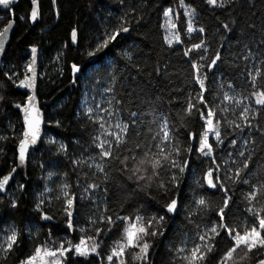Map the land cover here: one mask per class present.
I'll return each mask as SVG.
<instances>
[{
  "label": "snow or ice",
  "instance_id": "1",
  "mask_svg": "<svg viewBox=\"0 0 264 264\" xmlns=\"http://www.w3.org/2000/svg\"><path fill=\"white\" fill-rule=\"evenodd\" d=\"M125 2L120 0L121 8ZM29 4L30 9L18 19L34 25L43 15L41 0H29ZM0 6L9 13L0 28L3 54L17 17L14 0H0ZM143 7L138 8L132 0L115 20L110 12L102 28L96 29L78 53L89 64L99 63L100 68L88 73L87 66L75 58L70 64L65 60L70 84L91 81L95 94L90 100L86 91L75 112L88 140L86 146L81 139L73 141L83 149L70 158L75 183L68 172L48 171L41 177L43 188L34 194L30 210L24 200L27 172L26 182H17L10 191L11 182L26 168L41 142L48 145L47 151L55 148L56 155L65 157L69 146L55 136L44 139L46 123L56 129L64 125L59 118L49 120L39 100L40 81L48 75L38 71L39 46L28 44L21 54L23 63L3 71L7 82L0 80V103L5 102L2 93L9 83L25 94L11 105L19 112L20 130L10 122L12 135H0V142L15 141L9 170L4 173L0 168V207L4 209L0 212V264H93L97 258L98 264H130L129 256L131 264H155L153 250L169 232L167 264H264V0H201V6L196 0H179L181 12L171 6L157 9L163 18L158 24L163 30V46L175 51L182 45L178 55L189 66L187 91L174 90L183 98L170 95L167 112L157 107L143 111L135 103L136 94L125 88L133 71L139 75L147 69L137 59L143 55L139 45L122 44L134 25L144 23ZM257 8L259 14L254 11ZM201 11L219 13L214 16L217 35L221 29L235 34L240 27L235 35L240 52H231V59L223 52L225 35H219L220 46L213 50L208 28L199 20ZM51 12L57 20L61 18L59 0H51ZM224 14L227 21L221 19ZM239 15L246 17L243 24ZM70 36L79 48L78 23L71 27ZM113 49H118L116 56L105 64ZM64 57L60 50L51 63L60 65ZM224 63L235 70V76L226 81L221 71ZM166 68L157 62L148 72L149 79L165 73ZM57 72L64 76V65ZM50 83L56 81L50 79ZM156 99L165 104L163 96ZM0 157L6 158L4 147H0ZM37 166L43 170L57 165ZM196 171L200 175L192 195L185 198L181 189L185 174ZM117 179L128 194L114 201L112 185ZM153 191L162 203L151 195ZM209 192L211 195H206ZM141 194L142 199H133ZM81 202L90 205L82 220L78 219ZM182 204L184 216L177 224ZM54 205H59V223L56 214H50ZM20 211L27 213L23 226L11 216ZM44 224L49 225L46 232Z\"/></svg>",
  "mask_w": 264,
  "mask_h": 264
},
{
  "label": "trees",
  "instance_id": "2",
  "mask_svg": "<svg viewBox=\"0 0 264 264\" xmlns=\"http://www.w3.org/2000/svg\"><path fill=\"white\" fill-rule=\"evenodd\" d=\"M132 0H126L125 7L121 8L120 0H59V5L61 9V18L56 19L55 15L51 12V0H41L42 6V17L39 22L34 25L25 24L19 21L18 17L20 15L26 14L30 9L29 0H20L19 4L14 6L16 12V27L11 37L10 43L4 54V61L10 62L11 65H21L23 63L21 59V54L24 52L28 44H37L40 49V55L44 56L48 61L49 66L47 68V76H45L40 81L39 87V100L47 116V109L52 106H55L56 118H59L63 121L64 127L61 129H56L51 127L47 123L45 124V132H50L56 135L59 140H63L68 144V157L64 155H56V149L52 148L51 151H47L48 145L41 142L39 147L35 150L38 154L29 160L25 169H21L16 174V179L14 183L17 182L24 183V173L28 174V192L25 194L24 200L27 203L29 210L31 209V200L35 194L34 185H39L43 188L44 181L41 179L43 175L47 174V168L40 169L37 165L39 163H44L48 165L53 163L57 165L55 167V172L57 173H69V180L74 184L75 175H72V166L70 164V158L75 154L79 155L83 150L80 145L73 143L77 139H81V142L85 144L88 140V133L84 132L81 128L82 120H79L75 116V112L78 110L79 100H80V87L79 83L75 86L70 84L71 74L70 69L65 64V60L70 64L75 58L78 62L85 64L88 68L97 65V68H100L99 63L89 64V61L85 56L79 55L84 46L88 43L90 37L95 34L96 29L102 28L103 23L109 19V13H112L111 19L115 20L123 11L127 10V6L131 3ZM179 0H135V4L138 8L143 7L144 12V23L135 26L132 33L128 36L126 41H122V44L125 47H132L134 44L139 45L140 51L143 55H138L137 59L141 61L142 64L147 65V69L144 73L137 75L135 71L131 73V77L125 81V88L128 92H134L136 94L135 103L139 104L142 107L143 111H148L149 107H157L162 111L167 112L168 107L166 101L168 97L172 94H175L182 99L183 97L180 93H174L175 89H185L187 91V77L189 74V66L187 63H184L178 53L182 51V45L178 46L175 51H169L162 44V34L163 30L159 29L158 24L163 22L162 12H158L159 7H173L177 12L182 10L178 8ZM196 4L201 6V0H196ZM247 11V9H245ZM259 14L260 9H254ZM219 15V13L213 14L209 11H201L199 20L200 23L204 24L208 28V39L211 43L213 50L220 46L219 35L226 36V42L223 44L224 54L231 59V52H240V48L236 46L235 35L239 34L240 27L237 26L235 34L224 33L221 29L219 35L216 33V28L218 26L217 21L214 16ZM0 28L7 23L9 18V13L0 11ZM241 24H243L244 15H239ZM221 19L227 21L229 18L226 14L221 15ZM79 24L81 29V40L79 48L76 45L72 44L70 31L71 27ZM257 23L259 21L257 20ZM230 37V38H229ZM187 40V37H185ZM256 40H259V35L257 34ZM143 41V43H140ZM244 42H247L245 39ZM64 45H67L65 48ZM63 50L65 57L62 58L60 65H64L66 74L64 76H59L55 66L51 64L53 57L57 55L58 51ZM118 49H113L108 57L105 58V64H109ZM118 60L119 57L117 56ZM107 60V61H106ZM159 62L162 69L166 68V72L162 73L160 76H153L151 79L148 77V72H151L152 69ZM120 68H123L124 65L121 62L119 64ZM241 67H243V62H241ZM0 70V80L7 82L3 78V68ZM221 71L223 73L222 79L227 80L229 77L235 76V70L232 69L228 63L221 65ZM125 76L128 77L129 74L125 72ZM217 76L220 77L221 73L218 72ZM51 80H55V85L50 83ZM239 83V82H237ZM213 91L215 88L213 87ZM5 95V102L0 103V126H7L8 123L17 124V131H19V124L17 123L19 119V112L14 109L11 105L13 102L21 100L25 92L18 89H14L9 83L7 91L2 93ZM163 96L165 104L161 105L160 102L156 99L157 97ZM179 107V103L176 104V108ZM175 112V108L172 110ZM149 119L151 117H148ZM5 128V127H4ZM91 131V128L88 130ZM8 136L12 135V132L9 130L6 134ZM15 141L10 140L8 142H2V147H4L6 152V158L0 157V168L3 169V172L9 170L10 165L13 160V145ZM39 150H41L39 152ZM192 159H195L193 156ZM51 161V162H49ZM207 162H205V165ZM197 165H193L195 169ZM2 174V173H0ZM200 172L196 171L195 174L187 173L185 179L181 184L182 195L185 198H190L192 195V187L195 184V180L199 177ZM55 183L59 181L56 177L53 178ZM55 183L51 186H55ZM123 184L120 179H117L112 185L113 200L115 201L117 197H124L128 193L122 190ZM152 196H155L157 200H160V195L153 191ZM206 195H211V193H206ZM219 196V193L216 194V197ZM3 197H0L2 199ZM143 194L140 197H134L133 199H142ZM215 198V197H214ZM162 203L163 201L160 200ZM184 203H187V199L184 200ZM154 207L156 201H153ZM115 206V205H114ZM139 205H134L138 207ZM184 205H181V212L177 216V224H180L183 220ZM59 205H54L50 214H56L57 223L60 222L59 214L57 209ZM90 205L87 203L81 202L78 205V219H84L89 213ZM131 211V209H129ZM154 210V208H153ZM0 212H4V209L0 207ZM8 214H5L7 218ZM18 224L23 226V223L26 220L27 213L24 211L11 213ZM49 225L44 224V231H47ZM78 235V234H77ZM171 238V232L168 233L166 237L163 238V242L157 243V248L154 249V260L155 264H167V245ZM99 258L93 262V264H98ZM129 262L131 264V257L129 256ZM74 264H79L78 261H74Z\"/></svg>",
  "mask_w": 264,
  "mask_h": 264
},
{
  "label": "rangeland",
  "instance_id": "3",
  "mask_svg": "<svg viewBox=\"0 0 264 264\" xmlns=\"http://www.w3.org/2000/svg\"><path fill=\"white\" fill-rule=\"evenodd\" d=\"M41 54V53H40ZM55 57V56H54ZM46 59L44 58V56L40 55V63L42 65H44V69L45 70V73H47V68L49 66V63L48 61H45ZM107 61V60H106ZM110 62V60H109ZM55 66V70H57L59 68V65L57 64H54V63H51ZM12 67V65L10 64V62H5L4 59L2 60V68L3 70L7 71L9 70L10 68ZM94 68H97V65L96 66H93L91 68H88L86 69V71L88 73H91L93 71ZM47 76V75H46ZM79 87H80V91H81V95H80V100H79V104L81 102V100L84 98V93L87 91V95H88V98L91 100L93 98V96L95 95L94 92L92 91V84H91V81H88V82H85L83 81V79L81 80V82H79ZM97 99H99V97H97ZM47 111V118L50 120L52 119L53 117L56 118V113H55V106H52L50 107L49 109L46 110ZM9 124V123H8ZM5 127V128H4ZM0 126V135H6L9 131L8 129V125L7 126ZM49 136H55L53 133H48V132H45V136H44V139L47 140ZM57 140H59L57 137H56ZM0 147H2V142H0ZM41 150H39L40 152ZM38 153L36 151L33 152V157H35ZM51 162V161H49ZM48 171H53L55 172V167H48L47 168V172ZM16 187V184L13 183L12 186H11V189H9L10 191L12 189H14ZM33 189H35V193L39 190L42 189V187H40L39 185H34Z\"/></svg>",
  "mask_w": 264,
  "mask_h": 264
},
{
  "label": "water",
  "instance_id": "4",
  "mask_svg": "<svg viewBox=\"0 0 264 264\" xmlns=\"http://www.w3.org/2000/svg\"><path fill=\"white\" fill-rule=\"evenodd\" d=\"M19 2H20V0H14V6L18 5ZM0 11H2V12H6L7 10H5L2 6H0ZM15 27H16V26H15ZM14 30H15V28L9 33L8 42H7L6 45H5L6 49H7L8 45H9V43H10V40H11V37H12V35H13ZM4 54H5V53L0 54V69H1V64H2V60H3ZM18 90L25 92V90H23V89H18ZM186 174H187V173H186ZM186 174H185V175H186Z\"/></svg>",
  "mask_w": 264,
  "mask_h": 264
},
{
  "label": "flooded vegetation",
  "instance_id": "5",
  "mask_svg": "<svg viewBox=\"0 0 264 264\" xmlns=\"http://www.w3.org/2000/svg\"><path fill=\"white\" fill-rule=\"evenodd\" d=\"M39 22V21H38ZM45 67H44V65H42L41 63H39V66H38V71L40 72V73H45V70L46 69H44ZM8 170H6L4 173H6ZM3 174V173H2ZM15 179H16V176H15ZM15 181V180H14ZM14 181H12L11 182V186H12V184L14 183Z\"/></svg>",
  "mask_w": 264,
  "mask_h": 264
}]
</instances>
